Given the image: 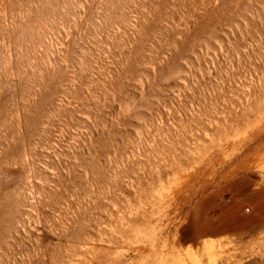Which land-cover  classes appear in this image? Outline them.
I'll return each mask as SVG.
<instances>
[{
    "label": "rangeland",
    "instance_id": "374dc122",
    "mask_svg": "<svg viewBox=\"0 0 264 264\" xmlns=\"http://www.w3.org/2000/svg\"><path fill=\"white\" fill-rule=\"evenodd\" d=\"M0 264H264V0H0Z\"/></svg>",
    "mask_w": 264,
    "mask_h": 264
},
{
    "label": "built area",
    "instance_id": "2783aa9c",
    "mask_svg": "<svg viewBox=\"0 0 264 264\" xmlns=\"http://www.w3.org/2000/svg\"><path fill=\"white\" fill-rule=\"evenodd\" d=\"M247 212L249 211V210H246Z\"/></svg>",
    "mask_w": 264,
    "mask_h": 264
}]
</instances>
